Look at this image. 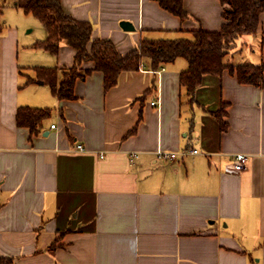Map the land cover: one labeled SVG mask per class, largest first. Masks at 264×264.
<instances>
[{"label": "crops", "instance_id": "obj_1", "mask_svg": "<svg viewBox=\"0 0 264 264\" xmlns=\"http://www.w3.org/2000/svg\"><path fill=\"white\" fill-rule=\"evenodd\" d=\"M25 1H2L16 11L0 16V264H264V85L225 69L206 74L192 101L185 58L157 69L143 60L108 90L93 70L76 98L60 99L29 79L37 66L71 67L76 50L34 47L48 32L26 35L35 25ZM183 2L186 19L156 0H62L123 55L145 37L222 28L220 0ZM226 62H264V11ZM223 103L226 130L214 115ZM22 106L51 109L37 133L18 125ZM239 153L248 159L238 171Z\"/></svg>", "mask_w": 264, "mask_h": 264}, {"label": "trees", "instance_id": "obj_2", "mask_svg": "<svg viewBox=\"0 0 264 264\" xmlns=\"http://www.w3.org/2000/svg\"><path fill=\"white\" fill-rule=\"evenodd\" d=\"M0 0V16L3 13ZM165 9L186 19L190 16L183 0H156ZM223 5L222 16L225 22L217 31L203 28L192 31V38H148L141 40L138 48L123 55L110 39L94 38L93 24L68 15L62 0H26L23 8L26 13L35 15L46 28L47 38L36 41L33 46L58 53L63 42L76 50L71 67H35L37 76L30 81L43 80L48 83L60 99H74L77 79L85 77L93 70L104 74L105 90L115 86L124 71L138 70L143 60H148L153 69L178 58L188 61V68L181 72L180 81L186 87L190 100L195 99L196 91L206 74L221 75L225 69L237 74L241 83L264 85V62L239 63L226 62V56L237 46L238 39L246 34H254L261 23L264 0H220ZM0 24V29H1ZM93 62L92 68L83 64ZM226 103L214 112L223 130L228 128L224 119ZM51 113L50 108L22 106L17 112L20 126L37 133L42 121ZM0 258V263L6 261Z\"/></svg>", "mask_w": 264, "mask_h": 264}, {"label": "built area", "instance_id": "obj_3", "mask_svg": "<svg viewBox=\"0 0 264 264\" xmlns=\"http://www.w3.org/2000/svg\"><path fill=\"white\" fill-rule=\"evenodd\" d=\"M141 67H143V64L141 63ZM152 104L156 105V102H152ZM56 125L53 124L52 127L54 128ZM77 148L79 150H84V146L83 144H77ZM192 153H198L199 150L197 148H193L190 150ZM158 155L159 157H162V158H175L177 156L176 152H165L163 150H160L158 152ZM247 155L246 154H243V153H239L236 155L235 157V160H234V168L236 170H243L245 167H246V162H247Z\"/></svg>", "mask_w": 264, "mask_h": 264}, {"label": "rangeland", "instance_id": "obj_4", "mask_svg": "<svg viewBox=\"0 0 264 264\" xmlns=\"http://www.w3.org/2000/svg\"><path fill=\"white\" fill-rule=\"evenodd\" d=\"M3 2L5 3L6 0H3ZM2 11H3V13L1 14V20H2V17H3L2 15L3 14H5V15L9 14L11 16V14L14 13L16 10H12L10 7H6L4 9V7H3ZM29 18H30V20H32V24H31V26L28 29H33V26L35 25V30L26 33L27 36L34 37L38 33H40L41 31L45 32L43 24L41 23V21L35 15H34V17L32 15Z\"/></svg>", "mask_w": 264, "mask_h": 264}, {"label": "water", "instance_id": "obj_5", "mask_svg": "<svg viewBox=\"0 0 264 264\" xmlns=\"http://www.w3.org/2000/svg\"><path fill=\"white\" fill-rule=\"evenodd\" d=\"M122 26L126 29V30H130V29H134V26L127 21L122 22Z\"/></svg>", "mask_w": 264, "mask_h": 264}]
</instances>
